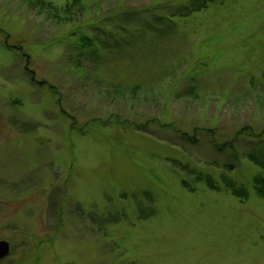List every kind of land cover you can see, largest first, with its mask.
<instances>
[{"label":"rangeland","instance_id":"rangeland-1","mask_svg":"<svg viewBox=\"0 0 264 264\" xmlns=\"http://www.w3.org/2000/svg\"><path fill=\"white\" fill-rule=\"evenodd\" d=\"M201 2L0 0V264H264V0Z\"/></svg>","mask_w":264,"mask_h":264},{"label":"trees","instance_id":"trees-1","mask_svg":"<svg viewBox=\"0 0 264 264\" xmlns=\"http://www.w3.org/2000/svg\"><path fill=\"white\" fill-rule=\"evenodd\" d=\"M215 1H217V0H202V2L200 3V5H198V4L196 5V3H193L192 4V7H194V8H191V9L188 8V11H189V13H191V12H198L199 10L204 9L208 5L214 4ZM194 5H196V6H194ZM69 7H70V5H67L66 10H68ZM161 26H163V25H161V24L157 25L156 29L158 30V27H161ZM160 29L161 28H159V30ZM163 29H164V31H166L167 27L165 26ZM159 33H161V32H159ZM263 74H264V71H263ZM249 158L254 163H256L259 166H261L262 169H264V162L263 161H261V160L260 161L255 160L252 156H250ZM254 186H255L254 189L256 190L255 191L256 192V195L264 199V179H262V177H255L254 178Z\"/></svg>","mask_w":264,"mask_h":264},{"label":"water","instance_id":"water-1","mask_svg":"<svg viewBox=\"0 0 264 264\" xmlns=\"http://www.w3.org/2000/svg\"><path fill=\"white\" fill-rule=\"evenodd\" d=\"M231 168V166H230ZM10 253V247L9 244L5 241H0V260L7 257Z\"/></svg>","mask_w":264,"mask_h":264}]
</instances>
